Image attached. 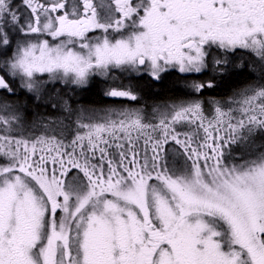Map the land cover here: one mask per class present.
Here are the masks:
<instances>
[{"label": "snow or ice", "instance_id": "6c2138e0", "mask_svg": "<svg viewBox=\"0 0 264 264\" xmlns=\"http://www.w3.org/2000/svg\"><path fill=\"white\" fill-rule=\"evenodd\" d=\"M0 92V264H264V0H0Z\"/></svg>", "mask_w": 264, "mask_h": 264}, {"label": "trees", "instance_id": "16d2710c", "mask_svg": "<svg viewBox=\"0 0 264 264\" xmlns=\"http://www.w3.org/2000/svg\"><path fill=\"white\" fill-rule=\"evenodd\" d=\"M182 75L173 72L172 75L166 76L161 82H153L150 80H137L134 85H137V91L139 99L137 101H131L128 99L109 100L102 96L103 86L99 82H95L88 87L76 90L73 97L79 104L93 107V108H113L114 106H128L132 108L144 107L146 109L151 108L158 104L165 102L171 103L176 99H186L184 92L181 91V85L183 80ZM251 74L245 72L243 75H234L224 81L215 89L208 90L204 93V96H216L222 97L228 95L232 90L243 86L248 83L251 79ZM5 93L0 92V95ZM21 100L27 101L28 114L35 111H44V115H50L53 112L52 109L44 108L43 106H37L27 94H22L18 97ZM260 142L259 140L257 141Z\"/></svg>", "mask_w": 264, "mask_h": 264}, {"label": "flooded vegetation", "instance_id": "af4514ba", "mask_svg": "<svg viewBox=\"0 0 264 264\" xmlns=\"http://www.w3.org/2000/svg\"><path fill=\"white\" fill-rule=\"evenodd\" d=\"M249 59H251V58H249ZM257 66H258V64L254 62V63H253V67H257ZM175 73L184 76V74H182V73H178V72H175ZM115 75L119 77V80L122 81L123 84H124V83H127V84L129 83V80H128L127 78H125L124 76H121L119 73H116ZM193 78H195V77H193ZM145 79L148 80L147 77H146ZM251 79L253 80V77H251ZM252 80H250L248 83L243 84V86L238 87V88H236V89H234V90H238V89H240V88L245 87L247 84L251 83ZM136 81H137V80H132V83H134V82H136ZM95 82H99L103 87H105V86L107 85V83H108V82H106V81L104 80V78L99 77V76H96V77H93V78L91 79V81H90V83H89L88 86H90L91 84H93V83H95ZM156 83H157V82H156ZM110 84H111V83H110ZM115 85H118V84H115ZM88 86H87V87H88ZM234 90H232V91H231L228 95H226V96H222V97H216V96H215V97H214V96L206 95V96H204V98L214 97V98H216V99H226V98H228V97H230V96L232 95V92H233ZM103 93H104V92H102V96H103L104 98H106V99H109V100H119V99H122V98H111V97H106V96H104ZM72 94L75 95V92L72 93ZM4 95H5V94H4ZM1 96H3V95H1ZM52 114H53V113H52Z\"/></svg>", "mask_w": 264, "mask_h": 264}, {"label": "rangeland", "instance_id": "374dc122", "mask_svg": "<svg viewBox=\"0 0 264 264\" xmlns=\"http://www.w3.org/2000/svg\"><path fill=\"white\" fill-rule=\"evenodd\" d=\"M124 84L127 85V83H124ZM57 87H60V85H57ZM109 87H119V84H118V85H115V84H110V83L108 82L107 85L103 88V92H104L107 88H109ZM79 89H82V88H75V86H73V89L70 90V91H72V93H74V92H76V90H79ZM0 96H1V95H0ZM122 99H126V98H122ZM226 99H227V98H226ZM28 106H29V104H28ZM121 107L132 108V107H128V106H114L113 108H121ZM34 113H38L39 116H41V117H45V118H47V117H52L53 119H55L56 116L58 115V113H56L55 111L51 112L50 115H44V111H43V110L35 111V112H33V113H30V114H28V112H27V116H28L29 120H32V119L35 118ZM52 113H53V114H52ZM44 122L46 123V122H47V119H45Z\"/></svg>", "mask_w": 264, "mask_h": 264}]
</instances>
